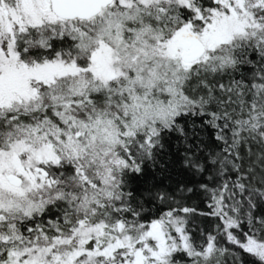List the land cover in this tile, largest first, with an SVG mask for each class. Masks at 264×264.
<instances>
[{
	"label": "snow or ice",
	"instance_id": "1",
	"mask_svg": "<svg viewBox=\"0 0 264 264\" xmlns=\"http://www.w3.org/2000/svg\"><path fill=\"white\" fill-rule=\"evenodd\" d=\"M0 264H264V0H0Z\"/></svg>",
	"mask_w": 264,
	"mask_h": 264
},
{
	"label": "trees",
	"instance_id": "2",
	"mask_svg": "<svg viewBox=\"0 0 264 264\" xmlns=\"http://www.w3.org/2000/svg\"><path fill=\"white\" fill-rule=\"evenodd\" d=\"M172 172L174 175H179V169L178 168H173Z\"/></svg>",
	"mask_w": 264,
	"mask_h": 264
}]
</instances>
